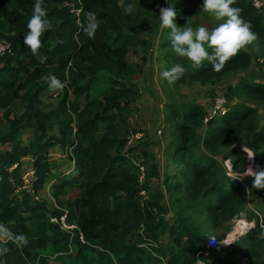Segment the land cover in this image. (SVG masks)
<instances>
[{
    "label": "trees",
    "instance_id": "obj_1",
    "mask_svg": "<svg viewBox=\"0 0 264 264\" xmlns=\"http://www.w3.org/2000/svg\"><path fill=\"white\" fill-rule=\"evenodd\" d=\"M158 1L81 0L77 17L66 8L65 0H45L53 28L42 38L41 52L48 61L41 65L23 43L35 0H0V40L12 47L11 53L0 57V111H4L0 121L3 118L8 124L0 131L4 147L0 151V224L14 234H25L29 241L19 247L11 241L0 242L9 248L0 258L6 264H195L208 239L205 227L230 234V223L240 216L247 219L250 231L228 252L213 253L210 264H264V217L247 206L250 194L264 205V189L254 188L252 177H241L249 167L264 170V123L259 125L256 109L232 103L226 115L209 119L199 104H169L166 121L173 132L168 154L175 167L163 184L170 203L166 204L162 191L142 201L140 191H148V184H139L135 161L152 156V141L144 137L127 146L132 107L142 96L141 87L127 77L135 66L129 59L131 51L151 45L136 29L148 34L158 29ZM187 2L167 3L177 11L178 26L190 19L191 27L197 28L194 16L199 10L186 7ZM128 4L136 7L125 15L122 9ZM232 6L241 9L264 47L262 11L251 0H235ZM89 11L100 22L95 40L83 33ZM169 32L162 30L160 43L167 70L173 62L185 68L176 85L204 83L251 68L248 51L219 72L207 62L193 68L172 51ZM52 75L66 82L64 91H49L43 78ZM238 90L264 99V84L244 79ZM235 93L229 87L227 100L233 102ZM48 94L58 97L54 108L45 104ZM18 104L25 111L14 118L12 110ZM25 131L33 133L29 142L22 138ZM138 143L144 144L143 149H136ZM224 147L230 151L220 162L215 155ZM54 150L66 155L74 167L73 173L59 176L51 185L52 199L16 193L15 185L28 168L36 171V194L46 191L53 180ZM249 153L255 156L254 162ZM73 189L79 191L78 197L64 201ZM64 216L73 229L62 227ZM240 220L235 231L241 234L248 226ZM218 238L225 241L227 237Z\"/></svg>",
    "mask_w": 264,
    "mask_h": 264
},
{
    "label": "rangeland",
    "instance_id": "obj_2",
    "mask_svg": "<svg viewBox=\"0 0 264 264\" xmlns=\"http://www.w3.org/2000/svg\"><path fill=\"white\" fill-rule=\"evenodd\" d=\"M250 1V0H249ZM168 0H159L157 2V7H169ZM204 0H188L187 6L190 9H198L199 13L194 16V21L198 23L199 26H205L211 29L217 26L221 21H217L209 13L202 10ZM134 5V4H133ZM136 7V5L134 6ZM264 15V10L262 11ZM158 29L152 33L142 32L139 28L136 29V34L142 38L149 40L151 44L150 47L145 50L143 48H136L131 51L129 59L134 63V69L128 75V80L137 83L142 89V96L138 102L133 105L131 113V129L133 132H141L145 135V138H151L152 146L150 147L152 156L142 162L135 161V164L141 165L145 169L144 178L140 169L139 174V184L142 186L148 184V191L146 196L147 201L152 194L156 192H163L165 196L166 204H169V196L165 192L163 179L167 173L174 170L175 165L169 158L168 147L172 141L173 127L171 124L167 123L166 119L169 114L168 105L177 104L183 106L189 103H195L203 106L208 115H213V105L217 98L225 97L229 87L236 89V93L233 96V102L227 100L228 105L232 103H244L257 110L259 125L262 126L264 123V99L261 97H254L250 95H245L238 90V86L242 80L252 81L255 83L264 84V47L262 43L258 40L257 43L250 47L248 52L252 56L253 62L249 70H237L231 72L230 74L207 82H193L188 84H169L166 79L162 77V72L167 70L168 63L164 57L165 52L161 48V36L162 30L160 28L159 11L157 13ZM197 26V27H199ZM195 29V28H194ZM177 63L173 62L172 66ZM227 99V98H226ZM45 104L50 108H54L58 102L57 95H46L44 97ZM24 108L18 104L13 110L12 115L14 118H20L24 114ZM4 111H0V115L3 117ZM215 117H221L220 114L213 115ZM8 127L7 122L2 118L0 121V131ZM33 133L31 131H25L22 138L25 142H29L32 138ZM245 141V138H242ZM250 142L247 141V144ZM136 144V149H143L144 144ZM138 146V147H137ZM4 150V147L0 146V151ZM230 151L229 147L222 148L216 155V159L220 162L223 161V156L228 154ZM260 152V151H258ZM60 154L59 151L56 152ZM55 154V153H54ZM257 155V154H256ZM57 156V155H56ZM258 166L262 168L261 163L258 162ZM224 167L229 173L227 165L224 163ZM73 164L70 162L67 156H62L58 159L52 170L53 180L60 176L67 174L72 171ZM256 170L255 167H253ZM243 178H250L251 176H241ZM142 191V190H141ZM140 191V192H141ZM79 191L73 189L69 194L64 197V201L68 198L78 197ZM143 196V198H146ZM142 197V195H141ZM142 198V200H143ZM249 201L247 203L248 209L250 211H255L262 218L264 217V205L260 204L256 195L250 194L248 197ZM174 214L168 217L169 220H173ZM244 219L243 216H240ZM231 231L233 230L234 223H230ZM249 228V227H248ZM207 231V237L215 235L217 237L226 234V231L220 229L219 231H213L208 226L205 227ZM250 230V229H249ZM230 231V232H231ZM234 231V230H233ZM234 234H239L238 232H233L229 237L226 238L231 240L235 238ZM241 237L236 239L239 241ZM167 236L164 241H168ZM232 240L227 246L231 244ZM225 246V247H227ZM232 246L225 248L221 253H226Z\"/></svg>",
    "mask_w": 264,
    "mask_h": 264
},
{
    "label": "clouds",
    "instance_id": "obj_3",
    "mask_svg": "<svg viewBox=\"0 0 264 264\" xmlns=\"http://www.w3.org/2000/svg\"><path fill=\"white\" fill-rule=\"evenodd\" d=\"M234 3L235 0H204L202 10L217 21H221L211 29L205 26L194 29L191 27L190 19L185 26L180 27L176 23V9L171 6L161 7L159 9L160 28L170 30L172 51L177 56L189 60L193 68H201L207 62L216 72L221 71L227 62L242 51L247 52L257 43L259 36L253 31L251 23L243 18L241 9L232 6ZM44 4L45 0H35L32 15L27 23L28 31L23 40L24 45L30 49L31 54L41 65L48 61V56L41 52L44 47L42 38L53 28ZM122 11L125 15L131 14L134 11V5L128 4ZM99 26L100 22L95 12L86 13L84 35L95 40ZM56 43L62 44L63 41L57 40ZM184 73V66L178 63L163 71L161 75L169 84H174L183 77ZM43 80L47 83L49 91L56 94L67 87L66 82H62L54 75L44 77ZM254 158L255 156L249 153V159L254 162ZM244 176L253 178L254 188L264 189V170H254L249 167ZM234 180L238 179L234 178ZM209 239L210 243L216 242L214 237ZM2 241H11L17 247L29 243L25 234H14L5 225L0 224V242ZM8 252L9 248L0 243V258L5 257ZM0 264H6V261L0 259Z\"/></svg>",
    "mask_w": 264,
    "mask_h": 264
},
{
    "label": "built area",
    "instance_id": "obj_4",
    "mask_svg": "<svg viewBox=\"0 0 264 264\" xmlns=\"http://www.w3.org/2000/svg\"><path fill=\"white\" fill-rule=\"evenodd\" d=\"M251 3L253 5V7H255V9L260 10V11L264 10V0H251ZM64 5L66 6V8H68L70 10V12L72 14H74L77 17H80L81 12H82L81 0H65ZM11 51H12L11 43L6 41V40H0V57H3L5 55L11 53ZM230 109H231V107L228 105L227 99L225 97H220V98H217L215 100L212 111H213V115L220 114V116H224L230 111ZM213 115H210L209 119L214 118L215 116H213ZM144 137H145V135L141 132L129 131L128 136H127V140H128L127 146H131V145L135 144L136 142L141 141ZM16 167H17V165H14L12 167V169H14ZM138 167L143 174V176H141V179H143L144 174H145V169L141 165H138ZM231 176H232V178H235L234 175H231ZM35 181H36L35 169H32V168L25 169V171L22 173V175L20 177V181L15 185L16 193L26 192V193L30 194L31 196H33L36 200H40V196L36 194V191L34 188ZM146 194H147V192L145 190H142L140 192V195H142V198H143V196H146ZM147 198H148V195L146 196V198H143V200H146ZM240 219H241V217H238L235 220H233L234 226L236 225V223L241 221ZM244 221L246 222V225L249 228L247 227L243 231V233L237 237V239L239 237L246 236L247 233L250 231L249 229H251L250 226L248 225L247 219L245 217H244ZM53 222L59 223V220L53 219ZM60 222H61L62 227L64 229L68 230V229H73L75 227V226H69L66 224V217L65 216L60 219ZM234 226H233V229H234ZM209 237H214L216 242L210 243ZM209 237L206 241L205 249L202 251H199L197 253V260H196L195 264H210L209 260L211 259V256L213 253H215V252L220 253V252H222V250L232 246L236 242V240H235L229 246L223 247L222 241L224 239L220 240L215 235H212Z\"/></svg>",
    "mask_w": 264,
    "mask_h": 264
},
{
    "label": "crops",
    "instance_id": "obj_5",
    "mask_svg": "<svg viewBox=\"0 0 264 264\" xmlns=\"http://www.w3.org/2000/svg\"><path fill=\"white\" fill-rule=\"evenodd\" d=\"M56 152H58V150H54V152L52 153V157H51V161H52V163H53V166H54L55 162H56L58 159H61L62 156H66V155H64L61 151H59L60 154H57ZM54 153H55V154H54ZM56 155H57V156H56ZM71 163L73 164V167H74V162L71 161ZM70 173H73V168H72V171L69 172V173H67V174H70ZM60 176H61V175H60ZM58 177H59V176H58ZM58 177H56L54 180H52L50 186L46 189V191H45L44 193H42L41 195H39L40 198H41V197H44V198H46V199H48V200L52 199V192H51L50 187H51V185H52L54 182L58 181Z\"/></svg>",
    "mask_w": 264,
    "mask_h": 264
},
{
    "label": "bare ground",
    "instance_id": "obj_6",
    "mask_svg": "<svg viewBox=\"0 0 264 264\" xmlns=\"http://www.w3.org/2000/svg\"><path fill=\"white\" fill-rule=\"evenodd\" d=\"M236 226H237V225H236ZM236 226H234V229H233L234 231L232 230V232H231L230 234H228L227 237H229L233 232H236V231H235V230H236ZM244 228L246 229L245 226H244ZM241 234H242V233H241ZM234 235H235V238H234V239H231L232 242L235 241V240L237 239V237L240 235V233H239L238 235H237V234H234ZM231 240L227 239V240H225V241H222V246H223V247L227 246ZM232 242H231V243H232Z\"/></svg>",
    "mask_w": 264,
    "mask_h": 264
}]
</instances>
